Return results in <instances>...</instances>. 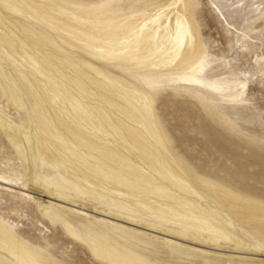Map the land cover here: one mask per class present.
I'll list each match as a JSON object with an SVG mask.
<instances>
[{
    "label": "bare ground",
    "instance_id": "bare-ground-1",
    "mask_svg": "<svg viewBox=\"0 0 264 264\" xmlns=\"http://www.w3.org/2000/svg\"><path fill=\"white\" fill-rule=\"evenodd\" d=\"M147 1L0 0V132L16 159L0 167V192L58 222L105 264H160L127 246L148 243L141 230L162 235L176 258L199 254L205 264L217 258L215 264H223V254L211 251L223 248L232 264V252L264 255V203L192 178L172 152L155 105L168 84L198 100L202 122L250 127L233 112L245 105L255 73L229 58L248 49L221 50L225 72L209 75L212 53L197 17L201 2L138 6ZM208 1L215 14L218 5ZM232 3L249 7L264 23V0ZM224 24L235 29L234 22ZM253 58L263 67L262 58ZM20 109L28 123L15 122L12 114ZM29 161L33 184L25 177ZM42 166L59 181L42 178ZM10 198H0V210L9 209ZM71 198L92 210L67 204ZM55 211L69 216L59 221ZM37 239L21 234L0 211V264H62ZM185 241L194 247L183 248ZM241 255L242 264H253Z\"/></svg>",
    "mask_w": 264,
    "mask_h": 264
},
{
    "label": "rangeland",
    "instance_id": "rangeland-1",
    "mask_svg": "<svg viewBox=\"0 0 264 264\" xmlns=\"http://www.w3.org/2000/svg\"><path fill=\"white\" fill-rule=\"evenodd\" d=\"M78 1L96 2L98 0ZM156 1L149 0L146 3L138 4V6L149 8ZM199 1L201 3L197 13L198 22L203 30V39L208 45L210 54L212 53L208 57L206 66V72L209 75L225 72L224 64L227 59H223L230 45L236 44L238 47L245 44L248 49L246 52H239V49L242 48L240 47L229 58L241 64L243 69H248L250 74L255 73L250 77V90L243 96L246 98L245 105L238 107L233 112L234 118L239 123H245L250 127H236L232 130V127H219L216 124H212V126L202 122V119L197 117L198 111L202 109L198 100L181 97L168 84L163 86L162 93L155 100L156 113L162 121V129L168 137L172 152L187 167L192 178L213 180L243 196L264 203V63L263 67L259 68L253 58L257 55L264 60V23H260L259 15H251L249 7L241 10L238 4L232 3L233 0H215L219 7L215 14L211 12L210 1ZM213 17L217 20L219 18L220 22L216 24ZM224 20L234 22L235 29L229 30L224 24ZM221 50L225 51L224 55L220 54ZM116 69L118 70V68ZM225 75L227 74L225 73ZM161 96L162 99H159ZM0 97L3 98L1 90ZM12 116L18 124L29 122L28 116L22 109L18 114L14 113ZM6 162L11 165L16 163V159L0 132V167L4 166ZM25 164L27 166L25 177L33 184L31 161L25 162ZM38 172L44 179L54 175V179L59 181L54 172L46 166H42ZM36 189H40V187L37 185ZM33 192L38 198L44 201L49 200L45 193ZM0 198L9 199L10 197L0 192ZM6 204L8 206L11 204L9 209L2 208L0 211L6 218L13 221L14 227L21 234L31 235L38 238V242L45 243V249L54 254L60 263L105 264L93 258L84 241L72 240L68 232L58 222L54 226L46 218L41 217L36 207L34 210L32 208L34 206L21 203L18 200L14 201L12 198ZM67 204L92 210L85 201L76 198H71V202H67ZM55 213L60 215L59 221L69 216L68 211H55ZM141 231L146 235L145 240L148 243L127 244L135 253L156 258L160 264H173L174 261H185L186 264H205L199 254L193 255L189 260L185 259L184 255L176 258L177 254L171 253L170 248L163 243L162 235ZM182 244L183 248L194 247L187 241ZM153 247L155 251L150 255L146 248ZM218 250L211 251L223 254L221 259L223 264H232L227 259V255L230 253L226 252L224 248ZM238 254L231 253L234 255L233 263L242 264L243 261L237 257L241 254ZM245 257L247 262L253 264L264 262V255L251 256L247 254ZM217 259L211 260L207 264H215L218 262Z\"/></svg>",
    "mask_w": 264,
    "mask_h": 264
}]
</instances>
